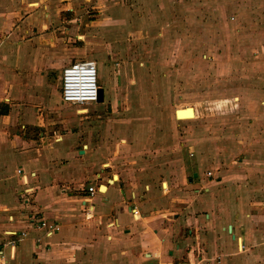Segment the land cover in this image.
<instances>
[{
    "label": "crops",
    "instance_id": "0c3cea01",
    "mask_svg": "<svg viewBox=\"0 0 264 264\" xmlns=\"http://www.w3.org/2000/svg\"><path fill=\"white\" fill-rule=\"evenodd\" d=\"M256 1L204 6L260 15L264 0ZM180 3L0 0V264H264V165L214 162L216 144L158 127V118L79 121L49 98L67 64L111 59L118 43L131 53L137 26L156 42L155 13ZM173 26L157 42L172 39ZM71 133L77 141L67 142ZM41 219L60 230L46 233Z\"/></svg>",
    "mask_w": 264,
    "mask_h": 264
},
{
    "label": "rangeland",
    "instance_id": "374dc122",
    "mask_svg": "<svg viewBox=\"0 0 264 264\" xmlns=\"http://www.w3.org/2000/svg\"><path fill=\"white\" fill-rule=\"evenodd\" d=\"M249 1L251 7L253 0ZM191 2L195 1L181 0L170 14L155 13L158 22L152 34L156 42L147 40L150 27L137 26L135 30L143 32L135 44L127 45L131 53L126 52L125 43H118L114 57L96 60L106 104H86L87 112L81 113L78 110L84 106L62 103L59 71L49 98L60 113L79 121L81 117L83 121L101 119L113 127L112 123L125 117L158 118V127L216 144L220 152L214 162L264 165V38L253 36L258 17L264 32V12L258 15L246 5L226 3L206 8L205 0L191 7ZM166 22L174 25L176 34L165 43L157 42L156 35ZM195 30L200 31L196 39L190 35ZM132 78L130 88L127 84ZM177 110L185 118L179 119ZM191 113L194 117H189ZM72 139L77 141L78 135L71 133L67 142Z\"/></svg>",
    "mask_w": 264,
    "mask_h": 264
},
{
    "label": "built area",
    "instance_id": "2783aa9c",
    "mask_svg": "<svg viewBox=\"0 0 264 264\" xmlns=\"http://www.w3.org/2000/svg\"><path fill=\"white\" fill-rule=\"evenodd\" d=\"M61 96L63 101L75 105H86L99 101V82L97 61L94 59H81L73 61L63 67L61 71ZM18 173H23V169H18ZM211 174V172H208ZM90 195H94L98 188L87 187ZM134 215L139 211L135 208ZM38 227L44 229L46 233L58 232L61 225L55 221L41 219ZM25 235V233H22Z\"/></svg>",
    "mask_w": 264,
    "mask_h": 264
},
{
    "label": "water",
    "instance_id": "95a60500",
    "mask_svg": "<svg viewBox=\"0 0 264 264\" xmlns=\"http://www.w3.org/2000/svg\"><path fill=\"white\" fill-rule=\"evenodd\" d=\"M104 99V89L102 87L99 88V101ZM179 115V111L176 112V116Z\"/></svg>",
    "mask_w": 264,
    "mask_h": 264
},
{
    "label": "bare ground",
    "instance_id": "6f19581e",
    "mask_svg": "<svg viewBox=\"0 0 264 264\" xmlns=\"http://www.w3.org/2000/svg\"><path fill=\"white\" fill-rule=\"evenodd\" d=\"M179 117H181V114H180V112H179V115H178Z\"/></svg>",
    "mask_w": 264,
    "mask_h": 264
}]
</instances>
